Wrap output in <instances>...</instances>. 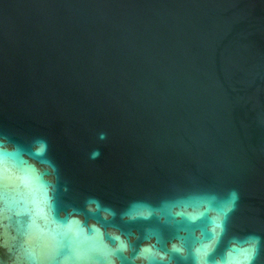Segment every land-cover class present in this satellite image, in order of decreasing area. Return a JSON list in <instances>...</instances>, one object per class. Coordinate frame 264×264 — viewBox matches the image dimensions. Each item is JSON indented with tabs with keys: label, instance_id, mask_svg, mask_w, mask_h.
<instances>
[{
	"label": "water",
	"instance_id": "95a60500",
	"mask_svg": "<svg viewBox=\"0 0 264 264\" xmlns=\"http://www.w3.org/2000/svg\"><path fill=\"white\" fill-rule=\"evenodd\" d=\"M0 152V264H264V0H0Z\"/></svg>",
	"mask_w": 264,
	"mask_h": 264
},
{
	"label": "clouds",
	"instance_id": "9594fccd",
	"mask_svg": "<svg viewBox=\"0 0 264 264\" xmlns=\"http://www.w3.org/2000/svg\"><path fill=\"white\" fill-rule=\"evenodd\" d=\"M100 139L101 140L105 139V135L103 133L100 135ZM44 149H45V145L40 144V147L37 149V152L42 153L44 151ZM99 155H100L99 150H95L92 153V158H97ZM232 199L233 200L236 199L235 193L232 194ZM250 240L252 241V244H251L250 254L247 257L248 264H251L252 260L255 259L256 251H257V248L259 245V238L258 237H251Z\"/></svg>",
	"mask_w": 264,
	"mask_h": 264
},
{
	"label": "snow or ice",
	"instance_id": "6c2138e0",
	"mask_svg": "<svg viewBox=\"0 0 264 264\" xmlns=\"http://www.w3.org/2000/svg\"><path fill=\"white\" fill-rule=\"evenodd\" d=\"M4 153L0 152V161L3 160L4 157ZM2 194H3V171H2V164H0V198H2ZM249 254H250V250H249Z\"/></svg>",
	"mask_w": 264,
	"mask_h": 264
}]
</instances>
